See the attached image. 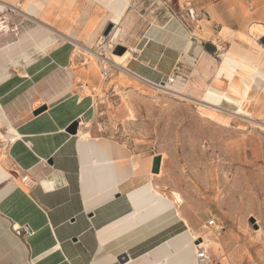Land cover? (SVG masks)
Returning a JSON list of instances; mask_svg holds the SVG:
<instances>
[{"label":"crops","instance_id":"1","mask_svg":"<svg viewBox=\"0 0 264 264\" xmlns=\"http://www.w3.org/2000/svg\"><path fill=\"white\" fill-rule=\"evenodd\" d=\"M0 2L19 4L27 15L8 14L18 37L0 32V132L8 140H0V168L15 173L2 178L0 172V264H197L196 237L179 217L173 195L153 177L152 161L91 130L88 140L67 133L75 121L83 119L79 131L86 132L94 120L95 102L77 101L75 52L77 43L88 45L102 34L109 11L91 0ZM143 3L133 0L121 24L124 44L137 51L128 76L163 84L190 62L203 74L200 101L237 112L248 85L209 59L219 54L221 37L200 45L179 41L176 20L160 25L141 19ZM256 25L264 28V22L254 24L244 33L247 39L264 36L251 33ZM258 45L264 64V47ZM213 73L216 81L206 83ZM218 75L228 79L225 90L217 85ZM253 83L255 97L249 99L257 103L249 115L258 119L264 117V66ZM44 105L47 110L35 116ZM16 174L29 176L34 186L25 189Z\"/></svg>","mask_w":264,"mask_h":264},{"label":"rangeland","instance_id":"2","mask_svg":"<svg viewBox=\"0 0 264 264\" xmlns=\"http://www.w3.org/2000/svg\"><path fill=\"white\" fill-rule=\"evenodd\" d=\"M143 5L141 19L160 25L176 20V37L186 44L192 40L200 45V41L220 36L224 41L220 52L209 59L244 79L246 98L255 97L251 93L254 75L264 66L258 44L264 46V37L258 41L245 34H250L254 24L264 22V0H144ZM8 14L15 13L0 15L5 26H9ZM9 28V33L18 37V26ZM104 31L91 48L111 63L109 52L119 53L117 47L126 46L112 42L113 31L102 43ZM75 54V88L96 103L94 120L84 130L125 143L152 165L154 158L161 157V190L181 196L180 216L194 235L218 237L220 253L209 247L213 264H264V117L233 114L236 108L227 105L220 106V112L208 109V104L200 101L203 74L195 72L193 63L180 65L165 90L114 67L103 77L101 61L79 46ZM199 54L198 62L203 57ZM214 76L206 83L215 82ZM217 80L220 90H225L228 79L219 76ZM211 220L223 228L220 233L206 228Z\"/></svg>","mask_w":264,"mask_h":264},{"label":"bare ground","instance_id":"3","mask_svg":"<svg viewBox=\"0 0 264 264\" xmlns=\"http://www.w3.org/2000/svg\"><path fill=\"white\" fill-rule=\"evenodd\" d=\"M30 1V0H29ZM91 1H93V2H95V3H97V4H99V5H102L103 7H105L108 11H109V13H110V16H109V18H110V20H109V23H113L114 25H115V29H114V31H113V33H112V35H111V39H113L112 40V42H115L116 43V45L118 46V45H125L124 43H120L119 42V40H121L122 39V37H123V34H124V28L121 26V24H122V21H123V17H124V15L126 14V11L128 10V8L129 7H131V4H132V1L133 0H91ZM9 6H11V8L14 10V12L15 13H19V14H22V15H24V16H27L26 15V13L24 12V10H22L21 8H20V5L19 4H17V5H8V4H5V3H2V2H0V10L2 11V12H4L7 8H9ZM28 6V5H27ZM25 8H27L26 6H25ZM0 27L2 28V27H4V25L2 24V23H0ZM0 32H2V30L0 31ZM256 38H260L261 36H263L264 35V28L263 27H261V26H254L253 27V29H252V32H251ZM95 37V36H94ZM93 37V38H94ZM264 37V36H263ZM262 37V38H263ZM92 38V39H93ZM101 38V37H100ZM261 38V39H262ZM260 39V40H261ZM105 40V37H103L102 36V40H101V42L103 43V41ZM91 44H92V41L91 42H89L88 43V45H84V44H79V43H77V47L79 46L80 48L82 47V49L85 51V52H87V53H89V54H91L92 55V58H94V59H96V61L97 60H99V61H101V68L100 69H104V67H107V69H109L110 67H114V68H116V69H119V70H122L126 75H130L129 74V72L127 71V65H128V63H129V61L131 60V58H132V52H131V49H133V48H130V47H127L126 45V48H128V51L123 55V56H117L115 53H113V52H109V55H110V57H111V60L113 61V62H111V63H108L107 62V59L106 60H104L102 57H101V55H98L94 50H92V48H91ZM263 46V45H262ZM264 47V46H263ZM113 48V47H112ZM134 50V49H133ZM262 55H263V57H264V50L262 51ZM106 56V55H105ZM109 57V56H108ZM94 65H97V63L96 64H94ZM99 65V64H98ZM107 65H109V66H107ZM92 66H93V64H92ZM98 67V66H97ZM93 68H94V66H93ZM96 68V67H95ZM97 69V68H96ZM96 69H95V72H96ZM92 70V69H91ZM96 73H98V72H96ZM96 73H93V74H96ZM90 74H92V72L90 73ZM99 74V73H98ZM95 76V75H94ZM98 77V76H97ZM96 77V78H97ZM95 78V77H94ZM170 83V82H169ZM169 84H167V85H155V86H153L154 88L155 87H158V88H161V89H167V86H168ZM164 91V90H163ZM85 98H88V96H82V95H80V97H79V99L77 100L78 102H79V104H81L84 100H85ZM182 99V98H181ZM184 99V98H183ZM187 99V98H186ZM185 99V100H186ZM203 103V102H202ZM256 101L255 100H250L249 98H245V100L243 101V103H242V105H241V107H240V109L237 111V112H233V114H243V113H248V114H252L251 113V109H249V107L251 106V105H256ZM206 105V104H205ZM204 106V105H203ZM207 106V105H206ZM93 109H91V112L93 113V111L94 110H96V106H95V103H94V105H93ZM208 109H213L214 111H219L220 112V110L218 109V107H213V106H210V105H208ZM232 114V113H231ZM213 118L215 117V116H212ZM85 123V121L83 120V119H81V125H83ZM89 124V123H88ZM79 137L81 138V139H84V140H88V139H90V135H89V132L88 131H86V132H84L83 130H80L79 131ZM0 140H2L3 142H5V141H8L7 139H6V137H5V135L4 134H2L1 132H0ZM5 145V144H4ZM139 165L138 164H134V168L135 169H139V167H138ZM0 172H2V174H3V176H2V178H6V177H13V175L12 174H10V173H8V172H5L2 168H0ZM150 173V172H149ZM153 175V174H152ZM157 176L159 177L160 176V174H157ZM1 180V179H0ZM14 180H15V182L16 183H18V184H21V183H19V181H18V179L17 178H14ZM21 186V185H20ZM22 187V186H21ZM152 187V186H151ZM152 190V189H151ZM173 195V199H174V201L178 204V205H181L182 203H183V200H182V198H181V196L178 194V193H173L172 194ZM162 196V195H161ZM178 215H179V217H181L180 216V212L178 211ZM186 221V220H185ZM186 224H187V226H188V228H189V230L190 231H192V229L190 228V226H189V224H188V222L186 221ZM130 229V228H129ZM262 232V230L260 229L259 231H257V233L260 235V233ZM195 237H196V241L199 239V240H203L204 242H205V244H207L208 245V247H211L212 249H214L213 250V252L215 251L216 253H220V243L218 242V237H217V239H211V238H209V237H205V236H197V235H195ZM196 244V243H195ZM196 263H197V261H196Z\"/></svg>","mask_w":264,"mask_h":264},{"label":"built area","instance_id":"4","mask_svg":"<svg viewBox=\"0 0 264 264\" xmlns=\"http://www.w3.org/2000/svg\"><path fill=\"white\" fill-rule=\"evenodd\" d=\"M6 13H15V12L11 8V6H9V8H7L4 12H2L0 10V15L1 14L4 15ZM3 21L4 22H1V23L4 25V27H2V28L0 27V31L2 30V32H5V33L6 32L7 33L11 32L9 26H5V24H6L5 19ZM131 52H132V54H134L137 51H136V49H134V50L131 49ZM109 74H110V69H107V67H104V69H102V76L103 77H108ZM129 74H130L129 76H132V73L129 72ZM172 80H173V78H170V79H168L167 82H172ZM167 82L163 83V84H151V83H148V85H151V86L165 85V84H167ZM20 183L22 184V186L25 189L26 188L30 189V188H32L34 186L35 181H33L29 176H24V177L20 178ZM206 228L215 230L216 233H220L223 230V228H220L218 226V224L216 223L215 220H211V221L207 222ZM29 233H30L29 229L26 228L25 229V234L29 235ZM195 243H196V246H195V258H196L197 264H213L212 255L210 253V248L208 247V245L205 244V242L202 239L201 240L198 239L197 241H195Z\"/></svg>","mask_w":264,"mask_h":264},{"label":"water","instance_id":"5","mask_svg":"<svg viewBox=\"0 0 264 264\" xmlns=\"http://www.w3.org/2000/svg\"><path fill=\"white\" fill-rule=\"evenodd\" d=\"M114 28H115V25L113 23H109L108 26L106 27L104 33H103V36L104 37L109 36ZM262 42L264 44V39H263ZM117 48H118V50H120V52L116 53V55H124V53L126 52V47L118 46ZM46 110H47V106L44 105V106L40 107L39 109H37L34 112V115L37 116V115L45 112ZM78 132H79V122L75 121L74 123H72L68 127L67 133H69V134H71L73 136H76V135H78ZM161 164H162L161 157H156V158L153 159V165H152V173L153 174H160V172H161Z\"/></svg>","mask_w":264,"mask_h":264}]
</instances>
